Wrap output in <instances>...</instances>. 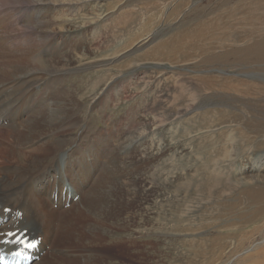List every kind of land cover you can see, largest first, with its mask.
Instances as JSON below:
<instances>
[{
  "label": "rangeland",
  "instance_id": "obj_1",
  "mask_svg": "<svg viewBox=\"0 0 264 264\" xmlns=\"http://www.w3.org/2000/svg\"><path fill=\"white\" fill-rule=\"evenodd\" d=\"M206 7L213 9L210 17L225 23L217 37L246 40L251 32L253 37H264V0H90L70 7H44L35 0H0V105L12 106L10 116L16 122L20 113L14 103L19 99L29 98L32 110L64 105L65 118L71 124L61 133L71 142L69 150L75 145L83 150L92 145L104 148L100 170L105 165L114 170L112 184L119 196L113 202L114 211H108V204L86 216L76 214V235L61 244H73L74 248L67 246L65 257L54 264H253L255 257L247 258L255 251L248 249L252 243L264 241V194H257L260 186L244 189L233 181L256 173L264 175V142L250 157L241 152L222 176L213 170L221 165V159L234 158V149L226 155L218 151L207 165L202 159L193 164L194 145L185 141L189 125L192 131L205 126L206 121L228 128V117L220 121V114L214 111L218 97L204 91L195 98L191 84L195 63L176 66L181 55L187 57L183 54L186 48L180 51L169 39L180 26L185 39L182 22L189 23L194 12H204ZM148 36V46H139ZM160 41L169 47L155 52ZM115 56L117 61L106 65L78 69L98 58L105 62ZM218 63L224 66L223 60ZM159 64L167 67H154ZM235 64L244 75L255 76L264 70V58L238 55ZM21 78L28 79L20 82ZM44 81L49 91L43 90L47 88ZM29 90L30 94L26 93ZM228 94L234 95L225 101L245 109L247 101L242 104L237 93ZM260 98L254 105L255 118L264 125V96ZM42 101L46 103L40 104ZM186 108L190 110L188 121L179 126L183 120L177 118H182ZM4 122L0 113V126ZM92 134L107 135L110 147ZM3 135L0 141H6ZM230 138L235 145L237 135L232 133ZM214 141V137L199 139L208 145ZM208 151L200 149L203 156H208ZM177 162V174L166 178L163 171ZM31 185L43 200L57 206L58 200L40 181ZM83 195L81 191L80 199ZM70 199L62 200V208L67 202L70 207L64 209L72 208ZM72 209V213L77 211ZM260 209L263 215H256ZM103 212L108 218L104 229L95 226L97 216L104 222ZM262 245L264 242L256 246Z\"/></svg>",
  "mask_w": 264,
  "mask_h": 264
},
{
  "label": "bare ground",
  "instance_id": "obj_2",
  "mask_svg": "<svg viewBox=\"0 0 264 264\" xmlns=\"http://www.w3.org/2000/svg\"><path fill=\"white\" fill-rule=\"evenodd\" d=\"M35 1L44 7H48L49 5L58 7V5L61 4L70 7L76 4L85 5V3L87 4L90 0H69L66 2L56 0ZM213 13L212 7H206V11L204 12H194V16L189 23L182 22L181 24L187 31L185 33V39L181 37V26L177 28L176 33H171L172 35L169 36V39L175 42L176 48L180 51H182V48H186L183 54L187 55V57L181 55L179 61L176 62V66L180 67L195 63L191 71L193 74L191 84L195 93V98L204 91H210L212 93V98H221V101L217 98L218 102L215 104V106L217 105L220 108L218 109V107H215L214 111L220 114V116H218L220 121H222L223 117H228V120H226V122H228V128L219 126V124L211 125L206 121L205 126L195 127L197 129L192 131L191 125H189L185 134V141H188L190 145H194V159L191 162L193 164H195L198 159H202L207 165V161L211 158H215L218 151L226 155L228 150L234 149L235 157L226 162L225 159L227 157L221 159V165L215 167L213 170L214 172L221 173L223 176L225 170L232 166L241 152L246 153L250 157V155L253 154L252 152L259 149L260 142H264V125H260L259 121L255 118L257 114L254 110L255 103H259L260 101H257L258 97L264 96V70L255 76L244 75L237 71L235 64L238 55L244 58H264V37L262 36L259 38V34L258 38H256L257 36L253 37L251 32L246 40L240 38H219L216 35L217 31L220 28H224L225 23L216 21L215 18L210 17ZM252 17L254 21L258 20L257 17ZM202 23H206L205 28L201 27ZM44 24L46 25L47 23ZM173 24L174 23L171 25ZM248 24L250 26L252 25V23ZM262 24L264 23H261V25ZM151 37H154L153 34H151ZM147 38H150V36L144 37V40L142 39L143 44L140 43L139 46H146L148 42L145 39ZM233 46H240V49L235 50ZM162 47L169 46L167 43L163 45L162 41H160L154 46L153 50L158 52L157 50ZM167 49L168 48H166V52ZM116 57L117 56L105 62H102V58H98L94 62L88 63L87 66L82 64L78 69L85 70L88 67L106 65L109 61H117ZM173 59L176 61L174 55ZM152 60L159 61L158 59ZM219 60H223L224 66L219 65ZM133 66L138 67V63ZM154 67L167 66L159 64ZM108 83L109 79L102 83V85L105 86ZM229 92L237 93V96L242 99V104L244 100L245 102L247 101L246 103L248 104L245 103L247 105H245V109L241 108L240 105L239 107L241 109L234 108L236 105L233 106L234 104L231 105V103L225 101L228 95H234L228 94ZM45 103V101L40 102L42 105ZM250 106L253 108L249 110L248 107ZM58 107L59 106H52L47 109L41 108L32 110L30 106V112L25 117L21 115H19L20 117L17 116L20 120L16 122L15 118H11L10 120L7 119V112L9 111L10 114L12 106L5 108V105H0V113L4 115L6 120V123L0 126V134L4 133L3 136L6 140L0 141V204L2 208L10 207L15 211H22V218L19 220H15L12 213L4 214V216L9 219L10 226L15 225L16 228L28 229L29 232H33L35 235L42 237V251L44 253L39 258L38 262L34 261L31 264H54L57 260H62V258L65 257V252H67L65 251L67 246L69 248H74L73 244L67 246H62L61 244L66 243V238L68 236L76 235L78 225L76 214L81 217L83 215L86 216L90 213L89 211H100L99 208L103 209L108 204V211L113 212V202L116 203L117 197H119L114 193L115 185L112 184L114 181V170L111 166L105 165L103 169L99 170L96 178L91 185H89V178L94 170L90 148H88L89 150L84 148V151L81 149L83 146L75 145L70 149L71 151L78 148L79 151V153L73 151V153L78 154V156L72 160L74 164L72 171L67 169L65 164L57 163L65 157L71 145L69 139L61 133L63 128L70 126V121H67L70 119L65 118V106L61 105L60 108ZM17 113L19 112L17 111ZM188 114H190V110L186 108L185 113L181 115L182 118H177L183 120L179 122V126L186 125L188 121L186 116ZM63 122H65V126L62 125ZM210 122L213 121L211 120ZM174 133L178 134V131L175 130ZM232 133L237 135V138L233 139L234 141L238 139L236 142L237 145L231 142L230 136H232ZM77 134H80V128L77 130ZM211 137L215 138V141L211 145L199 142L200 138L204 139ZM40 138H44V140L40 141ZM245 146H247V148H245ZM201 148L210 149V151L207 152L208 156H203V154H201ZM13 149H15V151ZM219 155H221V153ZM46 159H50V162L47 163ZM177 165L180 164L178 162L174 163L173 168L163 171L166 178H171L177 174ZM254 167L259 169L257 167L260 166ZM38 169H41L39 173L36 172ZM252 170H254V168ZM32 172L36 175H33ZM32 181L35 182V184L40 181L41 186L47 190L53 198L58 197V203H54L55 206L57 205L56 207H54L53 204H48L46 200H43L41 196L38 195L31 185ZM233 182L244 189H246V187L259 188L260 186L257 194H264V175L256 173L252 174L249 178H235ZM28 184L29 186L27 187ZM81 191L84 194L82 199H80ZM70 193V202L73 204L72 208L75 207V211L77 209L75 213L71 212L72 208L66 210L62 208L61 205L63 199L68 201ZM75 194H79V198L76 201L72 199V196ZM258 212L262 214L261 209L257 210L255 214L259 215ZM106 215L107 212L102 213L104 222H101L100 216H97V224H95V226L99 228L102 227L103 229V226L108 227V218ZM91 228L92 230H90ZM87 230L91 232L94 231V228L87 227ZM97 232L98 231H94V233ZM262 242L264 241L252 243L248 249V251H250L253 248L255 251L254 256L250 255L247 258V260H251V257L252 259L255 257V260H252L253 264H264V245L260 247L256 246L260 243L262 244ZM254 247L256 248L254 249ZM50 254L58 256L52 258Z\"/></svg>",
  "mask_w": 264,
  "mask_h": 264
},
{
  "label": "snow or ice",
  "instance_id": "obj_3",
  "mask_svg": "<svg viewBox=\"0 0 264 264\" xmlns=\"http://www.w3.org/2000/svg\"><path fill=\"white\" fill-rule=\"evenodd\" d=\"M5 211H7V209H5ZM28 247H32V245H28Z\"/></svg>",
  "mask_w": 264,
  "mask_h": 264
}]
</instances>
